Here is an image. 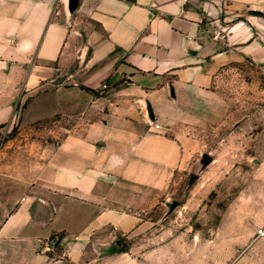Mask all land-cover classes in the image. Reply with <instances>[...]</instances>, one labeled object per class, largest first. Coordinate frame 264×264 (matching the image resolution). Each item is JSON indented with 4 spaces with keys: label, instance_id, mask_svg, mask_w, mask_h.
I'll return each instance as SVG.
<instances>
[{
    "label": "crops",
    "instance_id": "1",
    "mask_svg": "<svg viewBox=\"0 0 264 264\" xmlns=\"http://www.w3.org/2000/svg\"><path fill=\"white\" fill-rule=\"evenodd\" d=\"M247 56L264 0H0V139L52 124L0 147V264H146L120 241L149 220L135 193L183 166L170 129Z\"/></svg>",
    "mask_w": 264,
    "mask_h": 264
},
{
    "label": "rangeland",
    "instance_id": "2",
    "mask_svg": "<svg viewBox=\"0 0 264 264\" xmlns=\"http://www.w3.org/2000/svg\"><path fill=\"white\" fill-rule=\"evenodd\" d=\"M185 116L170 129L186 138L183 166L149 200L135 193L149 220L120 241L146 264H264V61L247 56L218 70ZM50 128L14 125L0 147L13 150L21 142L8 138L19 131Z\"/></svg>",
    "mask_w": 264,
    "mask_h": 264
},
{
    "label": "built area",
    "instance_id": "3",
    "mask_svg": "<svg viewBox=\"0 0 264 264\" xmlns=\"http://www.w3.org/2000/svg\"><path fill=\"white\" fill-rule=\"evenodd\" d=\"M105 86H106V84H105V83H103V84H102V87H105Z\"/></svg>",
    "mask_w": 264,
    "mask_h": 264
}]
</instances>
